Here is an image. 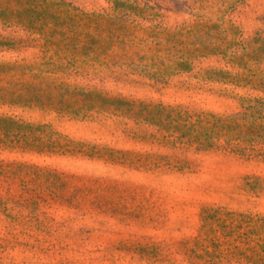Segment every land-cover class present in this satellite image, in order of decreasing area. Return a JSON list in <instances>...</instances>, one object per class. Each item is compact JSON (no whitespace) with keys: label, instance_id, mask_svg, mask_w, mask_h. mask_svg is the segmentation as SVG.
Returning a JSON list of instances; mask_svg holds the SVG:
<instances>
[{"label":"rangeland","instance_id":"rangeland-1","mask_svg":"<svg viewBox=\"0 0 264 264\" xmlns=\"http://www.w3.org/2000/svg\"><path fill=\"white\" fill-rule=\"evenodd\" d=\"M0 264H264V0H0Z\"/></svg>","mask_w":264,"mask_h":264}]
</instances>
